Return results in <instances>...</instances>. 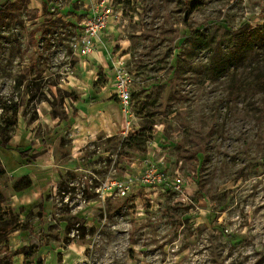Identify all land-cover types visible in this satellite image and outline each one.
Here are the masks:
<instances>
[{"label":"rangeland","instance_id":"374dc122","mask_svg":"<svg viewBox=\"0 0 264 264\" xmlns=\"http://www.w3.org/2000/svg\"><path fill=\"white\" fill-rule=\"evenodd\" d=\"M11 3L0 264H264V59L239 37L264 0H113L107 69L78 46L95 0Z\"/></svg>","mask_w":264,"mask_h":264},{"label":"built area","instance_id":"2783aa9c","mask_svg":"<svg viewBox=\"0 0 264 264\" xmlns=\"http://www.w3.org/2000/svg\"><path fill=\"white\" fill-rule=\"evenodd\" d=\"M120 7L118 5L115 8L113 0H95V4L91 6L89 14L82 19L79 28L81 45L78 44V46H81V54L83 56L101 54L106 49H109L105 37L109 33L110 25L122 20L123 9ZM114 78L116 80L115 89L123 104H129L131 92L129 91L125 75L118 72ZM167 191H170V189Z\"/></svg>","mask_w":264,"mask_h":264},{"label":"trees","instance_id":"16d2710c","mask_svg":"<svg viewBox=\"0 0 264 264\" xmlns=\"http://www.w3.org/2000/svg\"><path fill=\"white\" fill-rule=\"evenodd\" d=\"M12 7L11 0H6L4 3H0V18L6 11H9V9ZM193 33L197 34V30H194ZM240 41L243 45H249L250 43H253L255 40H259L258 43V52L262 55V58L264 59V33L259 32L257 29H253L251 31H244L239 34ZM2 144L4 147H7L9 149H12L7 146V141H2ZM16 153L21 159L22 163H28L32 164L35 162V157L34 154H32L31 148L28 149H22L20 147L14 148ZM12 149V150H14ZM4 169L0 164V175L3 173ZM1 195H0V200H1Z\"/></svg>","mask_w":264,"mask_h":264},{"label":"crops","instance_id":"0c3cea01","mask_svg":"<svg viewBox=\"0 0 264 264\" xmlns=\"http://www.w3.org/2000/svg\"><path fill=\"white\" fill-rule=\"evenodd\" d=\"M110 28H111V26L109 27V30H110ZM103 53H101V54L96 53V54H93V55H95V57L97 58V62L100 61V58H102L104 62H101V63L103 64L105 69H107V68H109V65H108L107 60L104 58Z\"/></svg>","mask_w":264,"mask_h":264}]
</instances>
